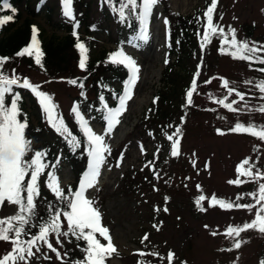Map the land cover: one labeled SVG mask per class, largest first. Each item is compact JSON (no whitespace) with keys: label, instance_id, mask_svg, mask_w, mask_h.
Here are the masks:
<instances>
[{"label":"rangeland","instance_id":"1","mask_svg":"<svg viewBox=\"0 0 264 264\" xmlns=\"http://www.w3.org/2000/svg\"><path fill=\"white\" fill-rule=\"evenodd\" d=\"M37 1L29 0L30 8ZM52 2L53 0H48L42 4V7H46L37 11V15L31 19V24L45 38L55 37L58 40L66 35L68 25L73 29L74 27L73 22L64 17L63 12L60 15V5L52 10ZM210 3L211 0L160 1L150 20L149 39L140 48L129 43L125 34L118 28L114 16L102 9L98 0H77L72 5L75 23H80L78 33L84 35L86 32V25L81 24L84 14H87V22L96 27L95 32L88 36L92 42V57L98 56L104 50L123 49L140 66L133 98L127 102V110L119 117L120 123L111 135L106 137L111 153L106 154V164L101 170L99 183L86 193L95 201V207L102 214V224L109 228L118 250V254L108 259L106 264H137L139 259H144L150 264H167L166 259L160 260L154 256L141 258L134 254L138 251L157 252L163 257L172 251L175 254L174 264H260L264 256V234L256 230L241 234L240 239L247 243L240 249L231 252L220 251L230 248L232 244L230 239L222 235L224 230L230 224L250 222L255 216V209L249 213L245 209L224 211L218 206L208 207L213 194L219 199L254 203L248 196L240 201H236V197L255 191V182L249 181L236 186L230 185L228 181L236 179L235 169L245 158H250L255 167L264 172V142L250 135L232 133L229 129L237 122L264 125V114L248 112L245 108V104L251 108L264 104V99H261L264 93H260L255 87L258 82L264 81V73L251 69L244 61L220 55L216 46L217 37H214L203 50L188 54L179 66H173L172 71H180L183 78L176 81L178 87L167 105L166 116L169 120L147 118L136 126L138 120L148 111L153 95L162 87L163 81L168 80L171 72L169 65H175L172 64L174 60H171L164 69L166 27L163 19L167 18L170 26L174 15H192L206 9ZM165 4L167 8L164 10ZM19 9L25 10L23 18L30 12L24 9L23 4L19 5ZM47 10L51 12L48 13ZM60 22L65 26H59L57 23ZM213 22L223 27L225 32L229 26L234 28L238 40L264 44V0H218ZM249 27L253 28L252 34L247 32ZM152 28L155 29V40ZM198 65L200 76L197 78L196 91L193 93L192 105L186 107V92L191 86ZM13 70L22 79L27 78L30 83L40 85V90L53 97L59 111L70 117V110L79 99L77 91L70 87L65 76H82L73 59L70 61L68 73L65 74L52 76L46 70L28 66L14 58H9L0 69L8 76L12 75ZM222 79L229 81V87L244 93L245 101H239L234 94L228 96L227 89L221 86ZM208 80H211V83L206 84L205 81ZM108 83L112 89L120 86L119 81L110 80ZM20 89L14 87L13 90L21 91L24 97L22 108L31 114L30 125L37 126L38 115L41 120V131L31 135L28 130L26 136L33 141L34 150H52L51 164L56 163L59 157L56 171L60 184L63 189L69 188L75 183L79 167L67 160L58 139L41 113L36 97L30 90L26 92ZM225 96H228L226 103L237 100L238 103L233 107L242 111L230 112L215 102ZM8 99L10 100V97ZM89 124L98 133L104 129L91 119ZM177 127L181 130L180 155L172 157L171 141L167 136L172 135ZM217 129L224 132V135H219ZM140 145L144 147L143 153L140 151ZM121 153L124 158L120 166L116 167ZM30 156L31 153L28 154V157ZM156 173H159V178ZM197 185L200 186L199 189ZM154 188L158 190L154 191ZM200 195L206 197L202 202L206 209L203 212L198 210L195 204ZM165 197L168 198L167 203ZM43 205L44 202L39 199L37 214ZM165 207L167 212L163 211ZM15 211L14 205L5 202L0 207V218L12 216ZM153 225H157L159 230ZM205 225L209 227L206 229ZM64 227L66 230V224ZM212 231L218 234L213 236ZM145 233L149 235V239L142 244L141 239ZM97 237L102 243H107L99 234ZM50 240L61 254L69 252L70 247L76 243L72 237H62L61 247L55 244L54 237H50ZM10 248L9 243L0 242V256ZM42 251L48 250L43 248ZM37 255L39 258L34 257L30 264H60L54 253L48 252L51 257L49 260Z\"/></svg>","mask_w":264,"mask_h":264},{"label":"snow or ice","instance_id":"2","mask_svg":"<svg viewBox=\"0 0 264 264\" xmlns=\"http://www.w3.org/2000/svg\"><path fill=\"white\" fill-rule=\"evenodd\" d=\"M104 2L114 14L118 15L121 22L134 17L140 25L137 39L147 43L150 20L154 15V8L160 0H104ZM41 3H43V0H41ZM72 3L73 0H61L63 15L73 22L75 29L78 25L75 23ZM217 5L218 0H211L203 13L205 23L203 35L200 39L201 50L211 43L214 37H220L218 51L221 54H227L234 60L245 61L250 65L253 63L264 65V44L256 41L238 40L234 28L229 26L227 32H225L223 27L213 22ZM2 7L4 9L10 8L7 0H3ZM11 10L15 11V9ZM12 18L11 15L0 17V27L11 21ZM163 24L167 28L169 24L167 18L163 19ZM31 33V42L17 52L16 55L18 57H32L34 63L43 68L42 58L44 53L41 51L40 42L37 39L38 29L33 26ZM76 35L77 33L74 30L73 36ZM197 35L199 36L200 33L198 32ZM75 47L80 53L78 66L84 71L87 65L86 54L88 49L84 43L79 41ZM8 59V57H0V69L3 68ZM106 62L123 66L127 70L128 76L123 82L122 93L118 97H114L118 99L116 107H109L103 95L99 97L106 122V127L101 132L95 131L78 107L75 104L73 105L71 112L74 114L79 131L85 138L84 144L88 159L86 170L82 173L75 190L69 187L67 192L61 187L56 171L59 157H57L56 163L50 165L46 162L47 153L45 151L32 148L33 141L26 136L27 118L21 119L23 115L19 107L21 97L14 92V87L30 90L36 97L48 126L66 141L70 149L75 151L80 148L81 140L68 128L57 110L58 106L53 102V97L40 90V85L30 83L27 78L22 79L15 73V70H13L11 76L0 71V207L5 202L16 207V211L12 216L0 218V242L11 245L10 250L0 256V264H30L34 257L39 258L37 254L42 256L44 260H49L51 257L48 252L54 253L60 264H106L108 259L118 254L109 228L102 224L100 210L95 207V201L89 198L86 193L99 183L101 170L106 164V154L111 153V149L106 143V137L110 136L113 129L120 123L119 117L127 110V102L133 98L134 89L139 80L140 66L123 49L110 53ZM165 63H167V59ZM257 70L264 72V68ZM199 76L200 65L197 66L191 86L186 92V107L192 105V97L196 91ZM68 83L77 85L76 80H70ZM205 83H211V80L205 81ZM246 83H251V81H246ZM78 86L83 87V84ZM221 86L227 89L228 96L234 94L239 98V101H245L244 93L229 87L227 79H222ZM255 87L260 93H264V81L258 82ZM81 95H83V92ZM228 96L215 102L230 112L242 111L238 107H233L234 104L238 103L237 100L226 103ZM8 97H10V100ZM261 99H264V96H261ZM153 102L155 103V99ZM245 108L248 112L264 114V104L256 108L248 107L245 104ZM229 131L235 134L250 135L264 142V125L237 122ZM180 133L181 130L177 127L172 135L167 136V139L171 141L172 157L180 155ZM217 133L224 135V132L220 129H217ZM149 134L151 135V133ZM174 137L176 138L174 139ZM140 151L141 153L144 152L143 145H140ZM29 153H31L30 157H28ZM123 158L124 154L121 153L115 165L116 167L120 166ZM235 171L237 174L236 179L229 180L230 185L240 186L249 181L257 184L255 191L237 195L236 201L243 200L245 196H248L254 203H238L232 200L219 199L213 194L208 202V207L218 206L224 211L245 209L249 213H252L255 209V216L250 222L230 224L222 235L232 241L231 247L220 249V251L231 252L240 249L244 243H247V241L240 239L241 234L248 230H256L260 234H264V183L261 182L264 181V172L256 168L250 158L242 160ZM156 177L159 178V173H156ZM241 177L245 179L242 180ZM42 178L43 182H41ZM42 187L46 188L58 203L49 202L46 218L40 217L39 222H35L37 221L38 200L41 197ZM199 187L197 185L198 189ZM156 190L158 189L154 188V191ZM167 200L168 198L165 197V203H167ZM205 200L206 197L200 195L195 201L198 210L202 212L206 211L202 206V202ZM156 210L159 211L160 209ZM163 211L167 212L168 209L165 207ZM153 227L159 230L157 225H153ZM208 227V225H205L206 229ZM33 228L36 229L35 232L31 231ZM97 234L107 243H102ZM217 234L216 231L211 232L213 236ZM50 237H54L55 244L61 247L63 246L62 237H72L77 242L83 241V246L77 244V247L83 253V257L70 260L68 252L61 254L57 247L53 245ZM148 239L149 235L145 233L141 243L143 244ZM43 248L48 251H42ZM134 254L141 258L154 256L160 260L166 259L167 264H174L175 260V254L172 251H169L166 257L160 256L157 252L138 251ZM237 259L239 258L237 257ZM137 264H150V262L139 259ZM260 264H264V259L260 261Z\"/></svg>","mask_w":264,"mask_h":264},{"label":"trees","instance_id":"3","mask_svg":"<svg viewBox=\"0 0 264 264\" xmlns=\"http://www.w3.org/2000/svg\"><path fill=\"white\" fill-rule=\"evenodd\" d=\"M44 1L45 0H43V3ZM47 1L48 0H46L45 3H47ZM7 2L10 5V8L4 9L2 7L3 0H0V17L11 15L13 18L11 21L0 27V57L14 58L15 60L23 62L28 66H34L36 68L46 70L52 76H54V75L68 73L67 70H69L70 61H72V59L74 60V62H76L77 66L79 65L80 53L79 50L75 47V45L78 41L84 43L86 48L88 49L86 54L87 55L86 70L82 71L79 68L82 73V76L68 77L70 76L68 75L67 77L65 76V78L67 79V81L70 80L77 81V85H73L70 83L69 85L70 87L75 89L78 93L79 102L75 105L78 107L81 114L88 121L91 119L92 121L97 122L103 128H105L106 127V122L104 120L105 113L103 111V106L100 103L99 97L103 95L105 98V102L108 104L109 107H113V108L116 107L118 105V99L114 97H118L122 93L123 82L124 80L127 79L128 76V72L123 66H117L106 62L108 55L116 51V49L104 50L100 52V54H98V56L96 57H92L90 55L92 42L88 36L91 35L93 32H95L96 27L92 23L87 22V17H86L87 14L86 15L84 14L81 18L82 21L81 24L83 23L86 25V32L84 35L78 33V27L80 26L79 25L80 23L77 24L78 26L75 29H73L68 25L67 27H69V30L66 31V35L58 40H56L55 37L45 38L44 36H42V33L38 31L37 39L40 42V49L44 53L42 58L43 68H41L40 66L34 63L32 57H28V56L18 57L16 53L19 52L24 47H26L31 42V34H32L31 30L33 27V24H31V19L37 15L38 13L37 11L40 10L43 3H41V0H38L35 3V5L32 8H30L29 0H7ZM76 2L77 0H73L72 5H74ZM20 4H23L24 9H28L30 11L29 13H27L25 18H23V13L25 10L23 11L19 9ZM98 5L102 9L108 11V13L111 16H114L118 28L125 34L126 38L128 39L131 45L133 46L136 45L135 47H139V48L145 45L144 42L137 39L140 30V25L135 20L134 17L128 19L125 22H121L118 15L113 13L111 8L104 2V0H98ZM51 6H53L52 10L55 9V7L56 8L58 7L60 9L59 10L60 15H62L63 11H62L61 0H53ZM45 7L46 6L42 8L44 9ZM165 8H167L166 4L164 5V10ZM11 9H15V11L13 12ZM204 11L205 9L199 10L197 12H194L192 15H188V16H181L176 14L174 15V21L170 24V26L169 25L167 26L166 48H165V55H166L165 59H167V63H164L165 65L164 69H166V66L170 64L171 60H174L172 64L175 65H169L171 72L168 80L165 79L163 81L162 87L159 88L158 91L153 95L148 111L146 112V114H144V116L140 120H138L136 126H139L147 118L163 119L164 121L169 120V118L166 116V108L167 105L170 103V99L175 94L176 88L178 87L176 81L179 78H183L180 71L178 72L172 71V68L173 66L176 67L179 66V63L188 54H194L195 52L201 50L200 39L203 35V26L205 23V18L203 16ZM47 12L50 13L51 10H47ZM21 20L22 23H20ZM57 24L62 27L65 26V24L64 23L62 24L61 22ZM74 30L77 33L76 36H73ZM198 32L200 33L199 36L197 35ZM247 32L249 34H252L253 28L249 27L247 29ZM219 39L220 37H217L216 40V46L218 49L220 47ZM225 47H227V45H225ZM219 54L229 56L227 54H221L220 52ZM245 63L253 70L264 68V65L258 63H253L251 65L248 62ZM108 76H110L111 78H108ZM110 80L119 81L120 86L117 89L110 88L108 83V81ZM79 84H83V87H79L78 86ZM16 88L20 89V87H16ZM22 89L23 88H21L20 90ZM24 90L28 92L27 89ZM14 92L16 91L14 90ZM20 92L21 91H17L16 93H18L21 97L19 101V107L21 108L23 113L21 119H24L25 117L27 118L28 127L26 129V132L28 133L29 130L31 135L33 134L36 135L41 131V124H39L41 123L40 117L38 115L39 123L37 124L36 127L30 125L31 114L26 112L22 108V99L24 100V97L21 95ZM82 92L83 95H81ZM154 99H155V103L153 102ZM57 110L60 116L64 119L68 128L72 131L74 135H76L81 140V147L73 151L72 149H70L66 141L61 136H59L52 128L49 127L50 130H53L56 138L58 139L61 150L63 151L64 155L67 157V160H69L74 165H77L79 167V170L76 175L75 183L74 185L70 186L73 190H75L82 173L86 170L87 167L88 158L84 144L85 138L82 136L81 132L79 131L78 126L75 122L74 114L71 112V110H70V117L64 116L59 111V109ZM41 113L44 114L42 110ZM46 153H47L46 162L51 164V161L53 159L52 150L47 149ZM41 182H43V178ZM64 190L65 192H67L68 188H65ZM40 200L44 202V205L42 207V210L37 214V221L35 222H39L40 217L46 218L48 214L47 209L49 202L53 204L58 203L55 200V198L52 196V194L46 188L43 187L41 191ZM35 230H36L35 228L31 229L32 232H35ZM78 243L81 246L84 245L83 241H79V242L76 241L74 246L70 247L71 249L68 252L70 260L79 259L83 256L82 255L83 253L77 247ZM262 259H264V256L262 257Z\"/></svg>","mask_w":264,"mask_h":264},{"label":"bare ground","instance_id":"4","mask_svg":"<svg viewBox=\"0 0 264 264\" xmlns=\"http://www.w3.org/2000/svg\"><path fill=\"white\" fill-rule=\"evenodd\" d=\"M152 35H153V40H155L156 35H155V29L154 28H152Z\"/></svg>","mask_w":264,"mask_h":264}]
</instances>
